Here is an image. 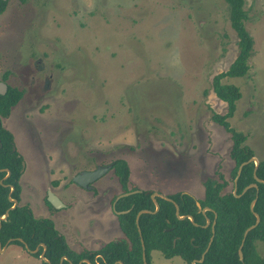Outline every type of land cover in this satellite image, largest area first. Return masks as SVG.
<instances>
[{
	"label": "rangeland",
	"instance_id": "obj_1",
	"mask_svg": "<svg viewBox=\"0 0 264 264\" xmlns=\"http://www.w3.org/2000/svg\"><path fill=\"white\" fill-rule=\"evenodd\" d=\"M31 3L37 5L40 33L37 56L27 65L28 78L37 86L27 88L23 106L3 124L14 134L22 157L17 205H27L35 217L50 218L74 251H95L123 235L111 208L122 190L112 167L93 183L94 191L70 182L79 170L123 159L128 189L186 192L200 199L206 178L226 180V189H232L233 141L213 119L227 105L211 86L238 54L224 0ZM244 9V26L253 40L249 68L244 76L220 82L238 88L240 98L226 121L261 161L264 0H244ZM1 17L0 55L12 65L29 36L23 32L24 17ZM49 191L65 206L50 208L45 202ZM255 247L264 257V242L256 241ZM149 257L150 264H189L158 250ZM0 264L41 260L10 242L0 251Z\"/></svg>",
	"mask_w": 264,
	"mask_h": 264
},
{
	"label": "trees",
	"instance_id": "obj_2",
	"mask_svg": "<svg viewBox=\"0 0 264 264\" xmlns=\"http://www.w3.org/2000/svg\"><path fill=\"white\" fill-rule=\"evenodd\" d=\"M224 1L228 6L230 25L238 37V54L226 71L214 76L211 86L214 94L227 105L226 112L222 115H214L213 119L231 134L233 141L230 149V158L234 162L230 170L232 189H226V180L206 178L203 181V197L200 199H195L183 192L165 195L168 199L156 196L155 199L159 205L158 211L142 213L138 218L140 234L135 217L143 209L154 211L155 205L151 200L153 191L141 190L120 198L115 204L116 211L128 210L126 213L117 215L119 228L123 235L107 242L100 249L91 253L88 251L77 253L70 249L64 237L59 235L54 228L50 218L35 217L27 205L18 204L9 210L6 219L0 222V243L2 245L9 239H13L10 242L22 246L25 250L27 249L24 244L29 250L38 247L37 253H30L27 250L33 256L38 257L43 251V247L38 245L42 243L45 246L44 258L47 262L40 259L41 264H59L62 256H66L68 261L64 260L61 264H78L83 258L88 259L90 264H114L117 261H121L122 264H143L140 244V238H142L147 264H150L149 253L151 250H158L166 258L179 256L192 264L193 260L200 259L211 236L210 225L203 227L206 218L212 222L214 214H216L213 240L200 264H264V257L258 255L255 247L256 241L264 242V183H257V192L253 187L242 192L248 184L254 182L252 175L254 163L250 162L242 166L234 185L238 166L252 157L253 153L242 144L245 139L244 135L232 129L226 121L232 116L235 102L240 98L238 88L220 82L222 77H239L247 73L249 68L247 61L252 56L253 40L244 26L247 21L244 0ZM2 9L3 7L0 6V13ZM20 96L21 93L16 92L14 95L7 96V99L13 105ZM7 114L8 111L3 113L4 116ZM11 141V134L0 127V169L9 170L7 177H5V171H0V216L12 206L9 197L18 200V202L20 200L18 179L21 174V157L17 152L11 151ZM112 169L119 180L122 193L138 189L137 187L127 188L129 168L125 160L113 161ZM255 174L259 179L264 180V160L259 161ZM9 185L14 188L10 194ZM234 186L235 193H233ZM256 193L257 198L252 210L258 214L260 222L247 233L241 247L243 261H240L237 251L243 232L256 220L250 209V203ZM196 201L200 203L201 208L207 207L209 210L202 213L196 206ZM174 203L178 205L179 216L191 215L197 225H194L187 217L178 218ZM17 238H20L22 242ZM96 254L101 255L102 258L98 257L94 261L93 258Z\"/></svg>",
	"mask_w": 264,
	"mask_h": 264
},
{
	"label": "flooded vegetation",
	"instance_id": "obj_3",
	"mask_svg": "<svg viewBox=\"0 0 264 264\" xmlns=\"http://www.w3.org/2000/svg\"><path fill=\"white\" fill-rule=\"evenodd\" d=\"M0 3H1L0 6L3 7V9H2V11L0 13V15H2V17L6 18V19H8L10 17L13 18V14L14 15H20L21 16V19L24 17L25 20L23 21V24H24V27H23L24 28V31L23 32H27L28 33V36H29V40L27 41V45L24 42L23 46H21L22 49L26 46L24 52H22V55L20 57H18L17 59H15V61H13L12 65L7 64L6 61H4L3 57L0 55V61L2 62V65H3L0 68V83L5 86V90L2 93H0V127L3 128V129H5L6 131H8L11 134V136H12V141L10 142L11 151H15V152L18 153V151L16 150V147H15L14 134L9 129L5 128L3 126V124L6 122V119L7 120H8V118L10 119V117L12 116L14 110L17 107L23 106L21 103H22V99L25 96V93L27 92V88H31L32 91H34L35 90V87L37 86V83H35V81L33 80L32 77L28 78L30 76V74H29V68H28V65H27L28 63H30L29 61L31 60V58L37 56V50H38L37 49V42L39 43V41L37 39H38L39 33H40V31L38 29V24H37L38 22L35 19L36 14H37V8H36L37 5L32 4V3L30 4V0H0ZM45 44L49 46L50 45V41H46ZM14 91H15V93L16 92H20L21 93V96L16 101L15 104L11 105V102L7 99V96L14 95L15 94ZM7 108H9V109L7 110ZM44 108L46 109L47 106L46 105L45 106H42L39 110L42 111ZM6 111H8V114L6 116H4L3 113L6 112ZM0 147H1V144H0ZM18 155L20 156L19 153H18ZM20 163H21V168H20V173H21L22 172V169H23L22 157H21ZM112 163H110V164L112 165ZM97 167L98 166H96L93 169L87 168L84 171H93ZM81 172H83V171L79 170L76 174H79ZM20 177H19V179H20ZM72 178H73V176L70 178V182L73 183V184H75L74 182H72ZM19 179H18V184H19ZM95 181H93V182H91V183L88 184L91 187L90 189H85V188L80 187L77 184L76 185L79 186L81 189H84V190H87V191H94L93 183ZM53 183H54V181H53ZM62 188L65 190L66 187H62ZM131 191H133V190H131ZM140 191L141 190H139V192ZM183 193H186V192H183ZM116 196H115V198H116ZM19 197H20V193H19ZM46 197H47V195H46ZM46 197H45V202L50 206V208L58 209V208H54L53 205H51L47 201ZM115 198H114V200H115ZM69 200H71V199L68 197V201ZM113 201L111 200V208H112ZM19 202H20V200H19ZM64 206L65 205L63 204L62 207H64ZM68 207H71L70 202H68ZM59 208H61V207H59ZM58 234L61 235V236H63L60 233H58ZM41 244L42 243H40L38 246H42ZM37 252H35V253H37ZM76 252L79 253V252H83V251H76ZM91 252L92 251H88V253H91ZM38 257H39V259H41L40 258V254L38 255ZM98 257L99 258H102L101 255L96 254L94 256V258H93L94 261H96L98 259ZM84 259L85 258L81 259L80 261H82ZM82 263H83V261H82Z\"/></svg>",
	"mask_w": 264,
	"mask_h": 264
},
{
	"label": "water",
	"instance_id": "obj_4",
	"mask_svg": "<svg viewBox=\"0 0 264 264\" xmlns=\"http://www.w3.org/2000/svg\"><path fill=\"white\" fill-rule=\"evenodd\" d=\"M1 88H2V89H1ZM0 89H1V90H0V93H2V92L5 90V86H4L3 84H1V83H0ZM250 162H253V163H254L253 174H252V175H253V178H254V182L248 184V185L243 189L242 192H244L246 189L251 188V187L255 188V189H256V192H257V188H258L257 183H260V182L264 183V180L259 179V178L256 176V174H255L259 161H258V159H257L256 157L252 156V157H250L248 160L242 162V163L238 166L237 173H236V177H235V179H234V185L236 184V180H237V178H238L239 175H240V172H241L242 166L245 165V164H247V163H250ZM111 166H112V165L109 164V165H105V166H98V167H97L95 170H93V171H83V172H81V173H79V174L74 175L73 178H72V182H74L75 184L79 185V186L82 187V188L90 189L91 187H90L88 184L91 183V182H93V181H95V180H97L99 177H101V176H102V175H103L108 169L111 168ZM0 171H5V172H6L5 177H7V176L9 175V170H8V169H0ZM5 177H4V178H5ZM9 189H10V191H9V194H10V193L13 191L14 188H13L12 185H9ZM136 192H139V190H133V191L123 192V193H120V194H118V195L116 196L115 200H114L113 203H112V209H113V211L115 212V214L119 215V214H123V213L128 212V210H125V211H116V210H115V204H116V202H117L120 198H123V197L129 196V195H131V194H133V193H136ZM233 193H235V186H234V188H233ZM156 196H159V197H161V198H166V196L163 195V194L152 193V194H151V200L154 202V205H155V209H154V211H150V210H148V209H143V210H140V211L136 214L135 222H136V224H137V228H138V232H139V234H140V229H139V226H138V218H139V216H140L142 213H156V212L158 211V209H159V205H158V203H157V201H156V199H155ZM256 198H257V193H256V195H255V198H254V199L251 201V203H250V209H251V210H252V208H253V204H254ZM46 199H47V201H48L51 205H53L54 208H59V207H62V206H63V204L61 203V201L59 200V198H58L56 195H54L52 192H50V191L48 192ZM166 199H168V198H166ZM169 200H170V199H169ZM9 201L12 202V206L9 207V208L5 211V213H4L2 216H0V222L6 219L9 210L13 209V208L17 205V202H18L16 199L11 198V197H9ZM170 201H171V200H170ZM174 206H175V213H176V216H177L178 218L183 219L184 217H187V218H188V219H189L194 225H197L196 223H194V221H193V217H192L191 215L179 216L178 205H177L176 203H174ZM196 206L199 208V210H200L202 213H204L206 210H209V208H207V207L201 208L200 203H199L198 201H196ZM252 211H253V210H252ZM253 214H254V216L256 217L255 223L252 224V225H250L249 227H247V228L245 229V231L243 232V237H242L241 243H240V245H239V247H238V251H237V253H238V259H239L240 261H243V255H242V252H241V247H242V244H243V242H244V240H245V238H246L247 233H248L251 229H253L254 227H256V226L259 224V222H260V218H259L258 214H257L256 212H254V211H253ZM215 221H216V214H214V219H213L212 222H210V220H209L208 218H206V222H205V224L203 225V227H208V226L210 225V228H211V236H210V238H209V241H208V244H207L205 250H204L203 253L201 254L200 259H198V260H193V261H192V264H200V263L202 262V260H203V257H204V255H205V253H206L207 250L209 249V246H210V244H211V242H212V240H213V236H214V225H215ZM17 239H18L19 241L22 242V240H21L20 238H17ZM12 240H13V239H9V240H8L6 243H4L3 245L0 243V251H2L3 248H4V247H5L10 241H12ZM140 244H141V256H142L143 264H147V263H146V258H145L144 242H143L142 238H140ZM24 245H25V248H26L30 253H35V252L38 251V247H36L34 250H29L28 247H27V245H26V244H24ZM41 245H42V247H43V251H42V253L40 254V258H41L43 261L47 262V260L44 258L45 246H44V244H41ZM64 260H67V261H68V259L66 258V256H62V257H61V259H60V261H59V264H61ZM82 261L85 262V263H87V264H90V261H89L88 259H84V260H82ZM82 261H80L78 264H81ZM69 263H71V262L69 261ZM117 263L122 264L121 261H117V262H115L114 264H117Z\"/></svg>",
	"mask_w": 264,
	"mask_h": 264
}]
</instances>
